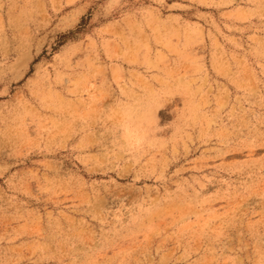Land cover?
<instances>
[{
    "label": "rangeland",
    "instance_id": "1",
    "mask_svg": "<svg viewBox=\"0 0 264 264\" xmlns=\"http://www.w3.org/2000/svg\"><path fill=\"white\" fill-rule=\"evenodd\" d=\"M0 264H264V0H0Z\"/></svg>",
    "mask_w": 264,
    "mask_h": 264
},
{
    "label": "clouds",
    "instance_id": "2",
    "mask_svg": "<svg viewBox=\"0 0 264 264\" xmlns=\"http://www.w3.org/2000/svg\"><path fill=\"white\" fill-rule=\"evenodd\" d=\"M114 121V132L119 137V148L130 155L153 146L152 131L145 125L137 103L118 102L109 112Z\"/></svg>",
    "mask_w": 264,
    "mask_h": 264
}]
</instances>
